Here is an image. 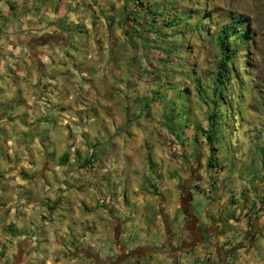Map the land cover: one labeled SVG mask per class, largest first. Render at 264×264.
I'll return each instance as SVG.
<instances>
[{"label": "rangeland", "instance_id": "374dc122", "mask_svg": "<svg viewBox=\"0 0 264 264\" xmlns=\"http://www.w3.org/2000/svg\"><path fill=\"white\" fill-rule=\"evenodd\" d=\"M143 1L156 12L159 3L170 0ZM96 4L93 12L87 8L94 21L91 25L81 21L65 27L67 46L61 51L67 72L50 65L53 80L28 86L39 91L61 88L71 95L64 113L58 108L47 115L53 122L49 128L56 136L54 145L63 139L69 151L65 163L62 159L54 162L55 170H64L63 187L75 194L71 197L69 193L67 199L81 201L82 215L101 211L108 217L104 228L110 230L112 216L137 213L140 210L134 207L138 203L145 208L147 223L160 213L157 219L161 225L169 218L168 212L173 216L169 225L183 221L180 193L189 190L194 214L207 219V225L221 216L210 214L209 205L222 200L228 215L236 221L242 219V236L249 238L251 250L258 251L256 256L263 258L264 0H174L169 9H185L192 20L206 13L203 31L198 33L189 24L179 25L180 31H175L167 26L165 14L156 15L154 22L137 0H96ZM240 14L248 20L249 35L247 42L233 51L226 84L219 90L225 105L216 119L223 125L213 145L218 148L214 154L220 164L209 167L211 149L205 132L212 129L208 119L211 105L207 109L197 96L194 78L200 77L207 87L214 86L221 54L210 44L206 30L212 34L214 22H229V16ZM155 30L186 49L167 54L162 48L166 39ZM37 67L32 64L33 70ZM18 106H10L8 113L12 115ZM18 118L21 122L7 124V136L15 143L10 148L16 151L14 124L23 127L21 137L27 144L36 128L30 130L32 124L24 115ZM2 151H7L5 144ZM19 167L20 162L11 166ZM57 173L54 177L61 182ZM88 202L96 203L95 207ZM236 209L240 213H235ZM86 227V241L70 246L69 254L83 245L89 257L87 239L94 225ZM161 233L166 234L167 228ZM67 236L71 245L76 238Z\"/></svg>", "mask_w": 264, "mask_h": 264}, {"label": "crops", "instance_id": "0c3cea01", "mask_svg": "<svg viewBox=\"0 0 264 264\" xmlns=\"http://www.w3.org/2000/svg\"><path fill=\"white\" fill-rule=\"evenodd\" d=\"M97 7L96 0H0V264H264V257H257L249 238L242 236V219L228 215L222 200L209 205L210 214L221 215L210 225L194 214L191 203L181 222L169 225L173 216L168 212L161 225L160 213L147 223L145 208L138 203L134 208L139 212L112 216V227L105 230L108 217L101 211L82 215L81 201L67 199L69 193L75 194L63 187L64 170H55L54 162L65 153L69 157V151L63 139L54 145L56 136L49 128L53 122L47 115L58 108L64 113L71 95L61 88L39 91L28 86L53 80L50 65L67 72L61 51L67 46L65 27L81 21L91 25L87 8L93 12ZM13 104L19 106L11 115L8 109ZM20 115L32 124L31 131L36 128L27 144L21 137L23 127L14 124L16 151L10 148L15 143L7 136V124L21 122ZM15 162L21 167L12 169ZM115 207L119 208L118 202ZM88 224L94 225L87 239L89 257L83 245L69 254L70 246L86 241ZM165 228L167 233L162 234ZM204 229L210 235H204ZM68 234L76 238L71 245Z\"/></svg>", "mask_w": 264, "mask_h": 264}, {"label": "trees", "instance_id": "16d2710c", "mask_svg": "<svg viewBox=\"0 0 264 264\" xmlns=\"http://www.w3.org/2000/svg\"><path fill=\"white\" fill-rule=\"evenodd\" d=\"M172 3H174V0H170L167 4L165 2L159 3L155 12L149 4H145L143 0H137V5L147 9L146 14L148 15V17L150 16L151 20H153L154 22H156V15L165 14V21L167 26L176 29L175 31L177 32L180 31L177 30V26L182 25L183 27H186V25L188 24L193 27L194 32L198 33L201 30L203 31L202 24L203 21L206 19V13H203L201 16L198 15L195 20H192L190 16L186 15L187 12L185 9H181L178 6L169 9L170 7H173ZM195 13L198 14V12ZM133 15L134 16L132 17V19L135 20L136 16L138 15L137 10L134 11ZM229 18V22H214L216 29L214 30V32H212V34H210L208 30H206V33L208 34V37L210 39V44L214 47H217L219 53L221 54V57L217 63L218 70L214 86L207 87L201 83L200 77L194 78L197 89V96L201 98L204 104H206L207 109L211 105V111L209 112L208 119L210 120L212 129L205 132L206 141L208 142V145L211 149V154L207 158V166L209 167L220 164L218 160V155L214 154V151L218 150V148L213 145V140H215L216 134L221 131L223 125L220 124V122H218V120L216 119V116L222 112V105H225L220 98L219 90L226 84V69L229 64V61L232 59L233 51L239 50V46L247 42V37L249 35L246 24L248 20L246 16L240 14L235 16H229ZM207 24L210 25L211 22L209 21ZM150 26H152V24ZM154 32H156L157 36H159L162 40L166 39L162 48L165 52H167V54L173 50L184 51L186 49V45L176 44L168 40L167 34L162 32L161 30H155ZM125 33H129L127 29L125 30ZM67 159L68 153H65L64 157H62L63 163H65Z\"/></svg>", "mask_w": 264, "mask_h": 264}, {"label": "flooded vegetation", "instance_id": "af4514ba", "mask_svg": "<svg viewBox=\"0 0 264 264\" xmlns=\"http://www.w3.org/2000/svg\"><path fill=\"white\" fill-rule=\"evenodd\" d=\"M191 196L192 195H191V193H190L189 190H183V191H181V193H180V200H181V204H182V208H183V211L182 212L185 211V209H186L185 206L188 205L187 203H190L189 200H191ZM203 234L208 236V235H210V232H209V230L204 229L203 230Z\"/></svg>", "mask_w": 264, "mask_h": 264}, {"label": "built area", "instance_id": "2783aa9c", "mask_svg": "<svg viewBox=\"0 0 264 264\" xmlns=\"http://www.w3.org/2000/svg\"><path fill=\"white\" fill-rule=\"evenodd\" d=\"M130 264H138V263H130ZM139 264H142V263H139Z\"/></svg>", "mask_w": 264, "mask_h": 264}]
</instances>
